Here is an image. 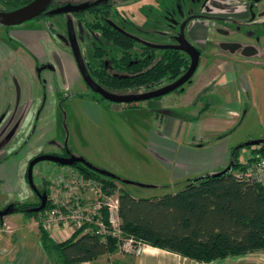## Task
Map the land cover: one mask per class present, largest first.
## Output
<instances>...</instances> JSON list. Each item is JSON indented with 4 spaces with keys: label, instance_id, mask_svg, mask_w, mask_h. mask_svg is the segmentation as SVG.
Here are the masks:
<instances>
[{
    "label": "crops",
    "instance_id": "0c3cea01",
    "mask_svg": "<svg viewBox=\"0 0 264 264\" xmlns=\"http://www.w3.org/2000/svg\"><path fill=\"white\" fill-rule=\"evenodd\" d=\"M215 1L222 3V0ZM226 1L230 9V14L226 16L247 17V8L243 0ZM222 4L221 8L215 9L218 15L226 13L224 11L226 6ZM259 10L255 8L257 21L249 25H244V20L240 19L234 20L237 26L210 24L205 21L193 22L186 32V37L199 50L200 60L196 74L192 76V80L190 79L191 82L186 84L188 90H185L186 95L183 99L186 103L184 108H179L182 113L172 112L169 106L171 99L166 105H162L158 99L149 100L154 103L146 106L154 127L147 130L143 147L150 158L169 172L170 183H176L182 188L186 181L197 180L226 169L232 162V152L244 144L245 140L238 139L235 145H231L228 138L237 129V124L240 125L248 114L255 116L260 127L259 138L255 140L264 142V6ZM52 33L45 25L33 29L14 30L9 38L18 44L16 50L10 48L5 40L0 38V203L3 201L7 203L9 197L21 195L23 191L21 166L14 163V158L12 160L8 158L13 156L14 152H16L14 156L18 155L12 148L22 137V132L26 131L25 123L32 110L37 108L36 113L39 111L34 119L35 127L39 131L46 127L53 128L61 121V114L65 116L62 112L64 111L62 102L57 100L58 91L52 81L47 82V78H51L48 76L50 73H60L62 80L66 82V90H70L73 85H79L77 87L81 93L76 95L78 109L74 108L83 114L87 123L98 127L102 121L100 107L103 101L85 94L87 90L80 84L82 78L74 59L69 52L59 48L58 42L53 40ZM11 59L19 60L18 67L11 65ZM46 72L47 77L41 82L40 76L42 74L41 77H45ZM6 74L9 76L7 86L4 85ZM1 83L4 86H1ZM61 88L63 89L62 86ZM7 89L13 91V98L9 97ZM189 93L193 97H190ZM172 99L174 101L178 97ZM115 108L109 106L108 109L113 112ZM27 137L24 146L27 150H32L35 146L33 141L37 138L35 136L30 138L28 134ZM225 141L229 142L225 144ZM214 143L216 144L213 145ZM64 146L72 155V150L66 142ZM209 146L222 153L220 161L219 158L214 159V156H210L213 163L211 160L203 163V150ZM219 146L222 147L219 149ZM57 151L55 148L46 154H54ZM84 161L88 163L87 160ZM13 166L15 175L11 169ZM109 172L119 183L127 185L125 189L132 197L156 198L144 192L155 189L156 186L135 184L127 181L128 179L123 180L125 177ZM132 186L144 189L143 193L130 191L129 187ZM4 217L5 215L0 218V224H5ZM2 247L8 251L12 248L14 255L12 257L3 255L0 257V264H17L18 261L20 262L18 264L23 261L27 264H52L39 240L21 242L13 239L12 243L8 242ZM81 264H264V251L200 263L165 250L142 245L135 252L126 254L115 250Z\"/></svg>",
    "mask_w": 264,
    "mask_h": 264
},
{
    "label": "rangeland",
    "instance_id": "374dc122",
    "mask_svg": "<svg viewBox=\"0 0 264 264\" xmlns=\"http://www.w3.org/2000/svg\"><path fill=\"white\" fill-rule=\"evenodd\" d=\"M193 5V8L197 7V4L194 3V1ZM116 7L114 19L110 17L116 25L124 26L130 34L136 36L141 42L151 43L156 46L175 45L177 32H179V27L175 25V21H182L185 15L190 14L193 9L192 6L189 7L183 3V0H118ZM62 20L60 18H54L48 19L46 22L40 21L39 23H37L38 21L32 20L15 27H0V38L4 39L5 43L10 48L16 50L18 44L9 38L12 31L27 28H39L42 25H45L46 28H48L52 25L56 31L52 33L53 40L57 41L59 48L69 52L73 58L70 48L64 44V39L67 38V29L65 27V21ZM168 23H170V26H174L168 28ZM72 24L75 41L78 44L83 63L89 74H93L92 71L96 73L102 72L105 69L107 73L117 76L128 75L118 66L120 61L116 64L117 61L120 60L119 58L122 53L130 55L131 57L129 60L136 61L133 63L135 65L138 61L142 60L149 66H152L157 61L162 60L163 53L155 52L153 54V52L149 51L141 52V48L134 44L131 45L137 47V49L134 50L130 47L129 50L125 51V49L103 39L96 29L88 30L83 22L74 19L72 20ZM185 39L191 44L186 36ZM191 45L194 46L193 44ZM151 54H153V56H151ZM183 58L184 60H187L189 64L188 57L183 55ZM18 62L19 60L17 59H11V65L13 67H18ZM46 74L48 73H45V77H41V74V82L45 81L47 77ZM48 76H51V78H47V82L52 81V84L55 86L54 88L58 91V93H56L58 97L57 100L62 102V108L64 110L62 112L65 113V116L61 114V121L53 128L49 127L47 129L46 127L39 131L38 128L36 129L34 123V119L39 111L36 113L37 108L33 109L25 123L26 131H24V133L22 132V137L12 148L17 151L18 155L14 156V154H16V152H14L13 156L8 158V160L14 158V163L21 166L20 175L23 191L21 195L19 194L18 196L9 197L10 200H8L7 203H4V201L0 203V211L5 210L8 207L10 208V214L5 215L3 218L5 224H0V257L3 255L12 257L14 255L12 248L8 251L5 250L6 248L2 247L8 242L12 243L13 239L21 242L39 240L46 257L50 259L51 263L60 264L56 251L51 250L50 248L49 252H47V249L43 248L39 235V229L44 231L43 221L47 216V212L51 211L56 206L50 200H47L42 211L32 213L30 210L40 205V197H38L37 194H40V196L46 194L49 198L53 186L51 185V182L56 177L63 176L65 171L74 172L72 174L76 175L80 174L79 170L76 169L78 163L70 167L58 166L57 164L50 162H42L34 166L31 183L37 191L36 194L30 187L27 179L28 163L33 157L47 155V152L55 150V148L60 152L63 150L64 142H66L75 157L87 160L90 165L97 169L106 172L111 171L116 176L125 177L123 180L128 179L127 181L135 184L156 186L155 189L144 191L146 194L159 197L177 192L181 187L176 183H170L171 175L169 172L161 168L158 162L150 158L144 150L145 147H143V140L145 135L147 136V130L154 127V124L151 121V115H149L150 113H147L148 110L146 106H150L154 103L151 101H144L135 104V106L127 107L125 104H115L103 101L101 104L102 107H100L102 114L101 124L98 127H94L86 122L83 114H81L79 110L77 111L75 109H78L76 95L81 93L77 87L79 85H73L70 90H66V82L62 80L60 73L52 72ZM6 77L7 79L3 78L5 86L8 85V74H6ZM169 82L170 78L169 75H167L159 80L157 89L169 85ZM190 82L191 81L189 80L186 84ZM80 84H83L84 88H86V95H91L92 98H95V95L87 89L83 81ZM186 84L175 92L157 99L160 100L162 105H166V102L171 99L169 106L171 107L172 112L181 114L182 112L179 111L181 110L179 108H184L186 103V100L183 101L184 96L186 95L184 92L185 90H188ZM4 85L2 84L1 86ZM106 90L117 96H135L146 93L144 88L120 91H114L111 89ZM6 92L9 97H14L13 91L7 89ZM180 94L183 95L181 96ZM189 94L190 97H193L191 93ZM175 96H177L178 99L173 101L172 98ZM67 101L69 102L67 103ZM35 106L38 105L35 104ZM109 106L116 107L115 111L111 112L108 109ZM259 129L260 127L258 126L255 116L253 114H248L240 125L237 124V129L231 137L228 138L231 145H235V141L238 139H245L243 142L244 144L238 146L234 150V153L236 152L238 156V164L242 166L239 170H236L237 173L244 171L245 161L249 159L250 155H252V150L264 148L263 141L256 145H252L251 143L252 141H257L255 140L256 138H259ZM26 133L30 138H33L34 136L37 138L33 141V145L35 146H33L32 150H27V147L24 146V143L28 139ZM38 138L40 139L38 140ZM229 141H225L224 143L226 144ZM215 144L216 143L213 145ZM221 147L222 146H219V149ZM73 154L72 156H74ZM202 156L203 163L210 160L213 163L210 156H214V159L219 158L220 161L222 153L217 152L214 147L209 146L203 150ZM11 169L14 174L15 167L13 166ZM129 189L130 191H141V193H143L144 190L134 186L129 187ZM119 239L122 240L123 238L120 237ZM121 240L112 238V243L114 244L113 247H119L116 248L117 251L127 254L128 252H125L126 249H123V241ZM56 241L60 242V239L57 238ZM18 263L20 262L18 261L17 264ZM21 264L27 263L23 261Z\"/></svg>",
    "mask_w": 264,
    "mask_h": 264
},
{
    "label": "trees",
    "instance_id": "16d2710c",
    "mask_svg": "<svg viewBox=\"0 0 264 264\" xmlns=\"http://www.w3.org/2000/svg\"><path fill=\"white\" fill-rule=\"evenodd\" d=\"M31 1L0 0V7L12 11ZM108 40L125 51L132 46L121 36ZM162 53V60L152 66L142 60L129 65L131 56L122 53L116 64L120 61L118 66L128 76H110L104 71L95 75L107 89L151 91L167 75L169 83L177 80L189 66L184 54L177 50ZM232 154L235 162L225 174L186 181L177 192L156 198H134L125 189L127 185L117 179L100 175L81 163L76 169L84 179L102 184L105 195H117L119 228L124 238L133 237L142 244L209 263L264 251V185L238 178L236 170L242 166L236 152ZM251 154L264 155V148L252 150ZM106 214L104 211V218ZM87 229L83 226L63 242L52 240L41 229L39 235L43 248L47 252L55 250L60 264H81L116 250L112 238L101 241L93 229Z\"/></svg>",
    "mask_w": 264,
    "mask_h": 264
},
{
    "label": "built area",
    "instance_id": "2783aa9c",
    "mask_svg": "<svg viewBox=\"0 0 264 264\" xmlns=\"http://www.w3.org/2000/svg\"><path fill=\"white\" fill-rule=\"evenodd\" d=\"M72 173L74 172L65 171L63 176L56 177L51 182L53 186L47 200L56 207L47 212L43 229L52 240L56 241L58 238L63 242L74 231L88 226L87 231L93 229V233L101 241H106L108 237L121 240L119 238L122 237L125 251L135 252L139 246L145 245L135 241L133 237L122 236L117 195H105L102 184ZM236 176L264 185V155H250L245 161L244 171L236 173ZM104 211L107 213L106 218Z\"/></svg>",
    "mask_w": 264,
    "mask_h": 264
},
{
    "label": "water",
    "instance_id": "95a60500",
    "mask_svg": "<svg viewBox=\"0 0 264 264\" xmlns=\"http://www.w3.org/2000/svg\"><path fill=\"white\" fill-rule=\"evenodd\" d=\"M245 1H249V2L252 1V2L256 3V2H259L261 0H245ZM51 2H52V0H32L30 3L20 7L18 9L12 10V11H1L0 10V26L15 27V26L22 25L26 22H29V21L37 18L42 13H45V15H47V16H53V15H58V14H63V13L76 12V11L85 9V7H86V6H79V7H67L66 6V7L57 9V10H51L49 12H45L46 9L51 4ZM189 20H187V22ZM185 24L186 23H184L181 26L180 35L177 37L176 44L173 46H156V45H150V44L142 42L146 46H149L152 48L174 49V50L181 51L184 54H186L190 59L188 69L177 80H175L174 82H172L171 84H169L165 87H161L159 89L144 93L142 95L117 96V95L110 93L105 88H103L101 85L96 83L91 78V76L89 75V73H88V71H87V69L83 63L78 44L76 43L74 35L72 33V30L69 29V26H68V30H69L68 41L69 42L64 40V44L70 48L71 53H72L73 58H74V61H75V64L77 66V69L80 73V76H81L83 82L93 93L98 94L101 98H103L104 100H106L110 103L128 105V104L149 101V100H153V99H157V98L166 96V95L176 91L177 89L181 88L195 74V72L198 68V65H199L200 52L185 39L184 34H183V28H184ZM260 142H262V141L257 140V141H252L251 143H252V145H256ZM42 162H50V163H54V164H57L59 166H64V167H70V166L75 165L76 163H81L84 166L88 167L89 169H91L92 171H94L100 175H103V176H106V177L112 178V179L115 178L112 174L89 165L82 158H77V157L72 156V155H70V157H68V158H63V157H59V156H55V155H39V156L35 157L34 159H32L30 161L28 167H27L28 183L35 193H37V191L31 183L32 172H33L34 166H36L37 164L42 163ZM232 165H233V162H231L230 165L226 169L222 170L221 172H217L214 174L203 176V177H200L198 179H203L205 177L221 176V175L225 174L226 172H228L231 169ZM46 201H47L46 194H42L40 197V205L36 208L31 209L30 212L38 213V212L42 211L45 207ZM9 209L10 208L8 207L5 210H1L0 211V218H2L4 215L10 214Z\"/></svg>",
    "mask_w": 264,
    "mask_h": 264
},
{
    "label": "flooded vegetation",
    "instance_id": "af4514ba",
    "mask_svg": "<svg viewBox=\"0 0 264 264\" xmlns=\"http://www.w3.org/2000/svg\"><path fill=\"white\" fill-rule=\"evenodd\" d=\"M193 1H194V3L197 4L196 8H193V6H194ZM117 2H118V0H52L51 4L49 5V7L46 9L45 12H49L51 10H57V9H60V8L66 7V6L67 7L86 6V7H85V9H82V10H79L76 12L63 13V14H58V15H53V16H47V15H45V13H42L40 16H38L37 18H35L33 20L38 21V22L39 21L46 22V20H48V19H54V18H60L61 20L63 19L62 21H65V23H66L65 27L67 29V38L64 40H66L67 42H69L68 41V34H69L68 26H69V29L72 30V33L74 35L72 20L76 19V20L83 22L88 30L96 29V31L99 32L100 36L103 39L108 40V39L115 37V36H118V37L121 36V38L123 37L124 39H126V41L132 42L131 44L139 46L141 48V52H144V51L150 52L152 50V51H154V53L155 52L162 53L163 51L170 50V49H157V48H152V47L146 46L145 44H143L141 42L140 39H138L136 36L130 34L124 28V26L116 25L112 19H114V15L116 13L115 10L117 8L116 7ZM221 2L223 4L218 3L215 0H183V3H185L189 7L192 6L193 9L190 12V14L185 15V17L182 21H180V22L175 21V25L179 27V32H177V37L180 35V28L184 23H186L184 28H183V34L185 36H186V32L188 31L187 28L190 27V25L196 21H205V22H208L210 24H228V25L237 26V23L234 20L240 19V20H244V23H243L244 25L254 24L257 21V17H258L257 11L260 9V7L262 8L264 6V0H261V1L256 2V3L252 2V1L249 2V1L243 0V2L246 4V8H247V17H245V18H234V17L226 16V14L227 15L230 14V12H229L230 9L228 7L227 1L222 0ZM220 4H222V6L223 5L226 6V7H224V11H226V13H223L222 15H218L215 12L216 8H218V7L221 8ZM255 8L257 11H255ZM0 10L1 11H7L3 7H0ZM259 13H261L260 10H259ZM262 14L263 13H261V15ZM223 15H225V16H223ZM187 20H189V21L187 22ZM91 25H92V27H91ZM173 26L174 25L170 26V23H168L167 27L172 28ZM1 27H3V26H1ZM50 28H52L53 33L56 32L53 29L52 25H50ZM215 30L219 31V29H215ZM147 44L154 45L151 43H147ZM131 47L134 50L137 49V47H133V46H131ZM98 48H100V47H98ZM179 52H181V51H179ZM181 53L184 54L183 52H181ZM184 55L186 57H188L186 54H184ZM188 59H189V57H188ZM135 62L136 61L131 60L129 62V65H132ZM189 63H190V59H189ZM104 72L110 76L123 77V76H117L114 74L107 73V71L105 69H104ZM92 73L93 74H89L91 76V78L96 83H98L99 85L102 86L101 81H100V77L95 75L94 71H92ZM125 76H128V75H125ZM169 84H171V83H169ZM155 88L157 89V87H155ZM87 89L90 90L88 87H87ZM105 89H107V88H105ZM156 89H154V90H156ZM154 90H151V91H154ZM151 91H146V93L151 92ZM90 92L93 93L91 90H90ZM93 94L95 95V98H98V99L101 98L98 94H96V93H93ZM101 99H103V98H101ZM102 101H106V100L103 99ZM133 104H137V103H133ZM48 155H55V156H59V157H63V158H68V157H70L71 152L64 146L62 151H60V152L57 151V153L48 154ZM34 158L35 157H33L32 159H34ZM30 161H29V163H30ZM29 163H28V165H29ZM37 196L41 197L40 194H37Z\"/></svg>",
    "mask_w": 264,
    "mask_h": 264
}]
</instances>
